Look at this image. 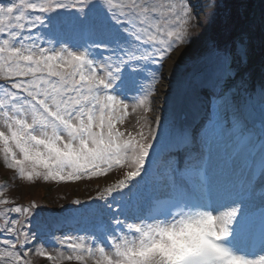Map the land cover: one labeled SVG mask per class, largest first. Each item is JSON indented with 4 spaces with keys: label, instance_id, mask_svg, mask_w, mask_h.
<instances>
[{
    "label": "snow or ice",
    "instance_id": "obj_1",
    "mask_svg": "<svg viewBox=\"0 0 264 264\" xmlns=\"http://www.w3.org/2000/svg\"><path fill=\"white\" fill-rule=\"evenodd\" d=\"M216 7V0H0L7 168L29 182L107 179L127 169L92 198L103 202L99 223L84 234L70 224L60 236L34 230L36 204L17 203L0 185V264H32V256L50 264H264V135L243 164H213L217 135L236 126L225 125L220 110L246 39L235 52L213 49L215 118L156 149L159 121L146 115L167 62L199 35L201 13L210 19ZM64 28L83 43L52 38ZM133 114L137 126L122 128Z\"/></svg>",
    "mask_w": 264,
    "mask_h": 264
},
{
    "label": "rangeland",
    "instance_id": "obj_2",
    "mask_svg": "<svg viewBox=\"0 0 264 264\" xmlns=\"http://www.w3.org/2000/svg\"><path fill=\"white\" fill-rule=\"evenodd\" d=\"M240 1L244 0H216L217 7L215 9V15L210 19L207 18L204 13H201V25L200 27L193 29V31L198 32L199 35L196 36L189 46L177 49L176 53L173 54V60L167 62L166 72L168 71L169 73H166L165 80H167L168 83H163V85L169 88V90H167L169 94H171L174 89L181 87L184 90L188 89L189 92L197 98V95L203 91L205 97L199 95L197 99L200 100L199 97H201L202 101H207L206 108L210 112V92L201 89L196 91L195 88L199 83V80H202V83L205 86L210 85L209 78L213 77L212 74L216 75L217 62L213 52L214 48L230 49L235 52V41L227 42L228 44L223 43L222 46L216 47L215 42L212 40L214 39L216 31L219 30L218 28L226 23L227 16L231 19L227 21V25L233 28L236 27L235 21L238 19L236 18L238 16V11L242 12V8L239 7ZM58 37L59 41L69 44L81 43L79 34L68 28L62 29ZM52 38L55 39L54 37ZM226 44L227 46H225ZM249 47L250 43L247 44L246 57L241 58L239 55H235L234 57L233 68L236 75L234 79L227 82V104L220 110V118L225 125H236L235 127H225L216 137V145L213 150V164L221 165V167L227 165V162L232 164V161L236 159H238L236 161L237 164H243L244 157L248 152L247 148L250 144L246 141L242 145L239 144L237 138L241 134V128L247 123V118L253 114L264 117V103L262 104L264 100L261 101L262 98L264 99V91L263 94H261V98L259 97V92L252 89V87L258 86L262 90L264 89V84L261 86V84H258V82L255 81V74L257 71L256 73L253 71L249 73L248 71L250 70H244L251 66V58H248V55L250 54ZM200 58H204V60H200ZM211 65L213 68H210ZM174 69H178L177 72L179 78L177 80L175 77L169 75L174 72ZM249 89L252 90L250 91ZM159 93L158 86V90L152 100L153 110L152 112L146 113L150 121H159L158 138L155 148L159 147V142L170 133L167 121L172 120L171 113L172 111H175L169 107L164 108V110L160 109L161 103L159 100L161 99L160 97L158 98ZM175 105L176 101H174V99L168 103V106L171 107ZM210 113L211 116L215 118V104L211 105ZM137 119L138 115L133 114L121 127L133 130V128L137 126ZM232 152L237 153V155ZM222 161L225 162V164H222ZM126 171L127 169H114L107 179L84 178L80 181L69 182L36 179L34 182H29L27 179L19 178L15 170L8 169L2 156H0V185H7L5 195L25 206L31 205L34 202L37 206L35 217H37L39 223H41L42 220L39 215H44L43 212H41L42 207H46L47 204H50L56 210L59 209L65 217H69L71 213H77V215L74 216L75 218L80 214L85 215V213L88 212L95 214L96 212L93 209L94 204H91L93 201H90L94 197V194H97L108 185L123 178ZM77 200L81 201V203L76 204L75 201ZM84 204H91V210L86 211L84 209ZM70 205L77 206V208L71 212ZM95 217L96 216H93L88 220H92ZM43 219H46V217ZM49 250L53 251V254L60 251V249L51 248ZM31 261L32 264H50L46 258H41L39 256H32ZM73 264H75V262H73Z\"/></svg>",
    "mask_w": 264,
    "mask_h": 264
},
{
    "label": "trees",
    "instance_id": "obj_3",
    "mask_svg": "<svg viewBox=\"0 0 264 264\" xmlns=\"http://www.w3.org/2000/svg\"><path fill=\"white\" fill-rule=\"evenodd\" d=\"M239 4L242 12L238 11L236 27L227 25V21L231 20L227 16L226 23L216 31L214 40L218 44H225L246 39V44L250 43L248 58H251V66L244 70H250L249 73L257 71L256 74L254 73L255 80L262 84L264 83V0H244Z\"/></svg>",
    "mask_w": 264,
    "mask_h": 264
},
{
    "label": "bare ground",
    "instance_id": "obj_4",
    "mask_svg": "<svg viewBox=\"0 0 264 264\" xmlns=\"http://www.w3.org/2000/svg\"><path fill=\"white\" fill-rule=\"evenodd\" d=\"M177 71H178V69H174V72L169 74L170 76L175 77L176 80L179 78ZM166 73H169V72L167 71ZM163 83L166 84L168 82H167V80H165ZM162 85H159V92L160 93L158 94V98L160 97V99H161V100H159V102L161 103L160 109L164 110V108H167V107L172 109L173 106L172 107L168 106V103H169V101H172L174 99V101H178V105L176 106V109H178L179 111H182V110L188 108L190 110V114H191V118H192L195 114V110L192 107L193 98L190 97V95L187 93V90L186 89L184 90L183 88L178 87V88L174 89L171 94H169V92L167 91V90H169V88L166 87L165 85H163V86ZM255 115L257 116V114H255ZM255 115H253L254 118H256ZM231 156H234V155H231ZM237 160L238 159H236V161ZM221 163L225 164V162H223V161ZM227 165L230 166L231 164H229L227 162ZM151 168L152 167H149L150 170H151Z\"/></svg>",
    "mask_w": 264,
    "mask_h": 264
}]
</instances>
